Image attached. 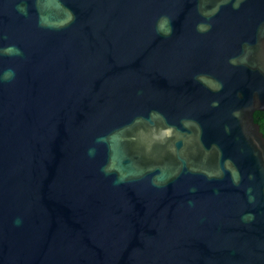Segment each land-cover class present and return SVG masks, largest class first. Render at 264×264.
Here are the masks:
<instances>
[{
    "label": "water",
    "instance_id": "1",
    "mask_svg": "<svg viewBox=\"0 0 264 264\" xmlns=\"http://www.w3.org/2000/svg\"><path fill=\"white\" fill-rule=\"evenodd\" d=\"M255 111L264 0H0V264H264Z\"/></svg>",
    "mask_w": 264,
    "mask_h": 264
},
{
    "label": "trees",
    "instance_id": "2",
    "mask_svg": "<svg viewBox=\"0 0 264 264\" xmlns=\"http://www.w3.org/2000/svg\"><path fill=\"white\" fill-rule=\"evenodd\" d=\"M254 121L260 126V130L264 135V111H255L253 114Z\"/></svg>",
    "mask_w": 264,
    "mask_h": 264
},
{
    "label": "clouds",
    "instance_id": "3",
    "mask_svg": "<svg viewBox=\"0 0 264 264\" xmlns=\"http://www.w3.org/2000/svg\"><path fill=\"white\" fill-rule=\"evenodd\" d=\"M17 223H19V221H17Z\"/></svg>",
    "mask_w": 264,
    "mask_h": 264
}]
</instances>
